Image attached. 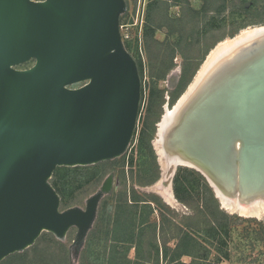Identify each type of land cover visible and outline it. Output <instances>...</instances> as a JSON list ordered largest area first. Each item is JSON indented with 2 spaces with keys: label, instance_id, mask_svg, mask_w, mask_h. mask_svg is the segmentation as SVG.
Wrapping results in <instances>:
<instances>
[{
  "label": "water",
  "instance_id": "95a60500",
  "mask_svg": "<svg viewBox=\"0 0 264 264\" xmlns=\"http://www.w3.org/2000/svg\"><path fill=\"white\" fill-rule=\"evenodd\" d=\"M127 10L126 0H0V264L44 232L64 240L73 228L77 264L114 175L85 209L62 210L51 180L132 145L143 82L121 33ZM162 141L176 162L161 163L163 178L171 167L196 170L222 209L224 199L264 202V31L210 68ZM160 184L173 188L170 178L148 190Z\"/></svg>",
  "mask_w": 264,
  "mask_h": 264
},
{
  "label": "trees",
  "instance_id": "16d2710c",
  "mask_svg": "<svg viewBox=\"0 0 264 264\" xmlns=\"http://www.w3.org/2000/svg\"><path fill=\"white\" fill-rule=\"evenodd\" d=\"M228 1L224 0V5L220 7L221 9L219 8V11L225 10ZM153 2H156V0H152L148 5L147 22L143 28L145 38L154 37L161 26L162 28H168L169 35L182 33V30H185V21L181 23L180 19L174 20L173 18L168 19L165 25L160 23L156 27L152 14L156 5ZM253 4L254 7L246 12L250 13L256 8V3L254 2ZM188 11L196 16L201 12L205 13L207 6L203 4L201 10L192 7ZM230 20L233 23H243L247 21V16L242 13H233ZM212 23L214 26H218L215 24V19L212 20ZM245 27L246 25L241 24L239 29ZM182 41H184L183 35L176 44H180ZM125 46L133 57L137 55L140 59L138 36L126 40ZM136 61L140 75L143 78L142 61L141 59ZM169 64L160 62L157 72L152 73L147 115L144 118L141 130H139L137 144L132 148V155H130L128 160L126 159L128 154H126L118 160L104 164L105 166H113L114 163L115 165L120 163L121 171L118 174V178L122 185V190L118 193L119 198L115 203L110 202L109 199L103 203L98 223L90 234L86 250L84 251V254L87 252L89 255L85 257L82 254L79 264H151L152 257L156 264H160L161 258L164 261H169L168 264H222L223 262L247 264L248 256L245 257L244 253L242 255L239 254L235 260L232 259V251L230 250L232 243H238L235 247L236 250L242 249L248 252L258 249L260 252L254 264H264V221L259 222L256 219L231 217L222 211L212 188L200 173L181 168L180 171L192 174V178L188 175L183 177L181 173L174 180L176 198L197 213L188 217L185 222L178 223V225H176V222L172 223L171 231L174 230L175 236L161 237L164 241L162 255L158 240L160 237L157 236L164 227H159L157 221L152 220L154 215L152 203H156L162 213H164V209L169 208L156 195H142L134 188H131L130 193L128 192L125 171L127 164L133 168L137 166V182L142 186L151 185L159 179V166L152 141L156 132L155 124L161 115L160 109L164 102V92L158 89L155 79L164 78L165 74L170 70ZM137 132L138 130L135 133L136 136ZM135 141L136 138L134 139ZM98 168L99 166L97 168L94 166L63 167L55 171L52 185L61 196L62 207L67 208L72 204L79 203L76 196L77 192L83 187L96 182L100 175L103 174L104 169L100 170ZM133 168L131 177L134 180ZM203 188L210 196L209 199L206 198L204 201L201 198ZM113 207L116 210L114 214L111 213ZM161 215V222L164 224L167 219L166 216ZM230 218H238L246 223L247 227L242 228L244 229L243 233H237V228L233 223H230ZM195 234L199 237H196ZM173 243H176L174 248L172 247ZM60 244L64 257L58 260L57 257L49 254L48 248L39 250L38 246H35L33 255L30 256L28 252L15 254L1 264H72L70 251L63 243ZM134 246L137 248L135 260L130 257ZM152 251L155 252L152 253ZM211 253L216 254L215 261H210L209 255ZM185 259L190 261L187 262Z\"/></svg>",
  "mask_w": 264,
  "mask_h": 264
},
{
  "label": "rangeland",
  "instance_id": "374dc122",
  "mask_svg": "<svg viewBox=\"0 0 264 264\" xmlns=\"http://www.w3.org/2000/svg\"><path fill=\"white\" fill-rule=\"evenodd\" d=\"M36 1H44V0H36ZM128 10L127 12L122 16L121 18V33L123 36L124 43L126 40L136 38L138 36L139 39V55L140 59L143 64V101L141 105V111L139 116V122L137 127V136L135 135L134 139L136 138V141L132 142V145L129 149V151L126 153L128 154V158L130 157L132 148L137 144V138L139 135V130H141L144 118L147 115V109H148V99L150 94V86L152 83V73L157 72V67L160 62H164L165 64L170 65V70L165 74L164 78L161 79H155L158 89L163 91V103L161 106V115L158 120V122L155 124V137L152 141V146L155 151V155L157 157V163L159 166V179L154 182L151 185L142 186L137 182V171L136 167L134 168L132 166H129L128 164L125 167L126 175H127V189L130 193L131 188H134L138 193L144 195H156L163 203L169 208L164 209V213H162L158 207L157 204L152 203V207L154 209V215L152 220L157 221V223L160 226H163L164 229L162 231H159V235L157 237L159 240L160 245V252L162 255V248L164 241L161 237H174L175 233L174 230L171 231L172 223H182L185 222L186 219L193 214L197 213L194 209L190 208L186 204L181 203L175 196L174 191V180L177 177V175L181 174V176L188 175L190 178H192V174H188L185 171H180L181 168L184 169H191L188 167H178L176 170L175 168L169 169V171L166 174V178H163V167L160 162V156L157 152V149L155 147V141L159 138V129L160 125L162 124L164 117L167 114V111L169 109L173 110L175 106L180 102V100L183 98V96L187 93L189 90L191 84L194 82L196 76L198 75V72L202 69L203 65L206 63L208 56L211 54L213 49H215L221 42L225 40H231L239 36V34L242 33V31L248 29V28H254V27H262L264 26V0H229L227 7L225 10L219 11V8L224 5V0H156L155 3L156 7L154 8L153 14V21L154 25L158 27V24L165 25L168 22V19H180L181 23L185 21L186 24L185 30H182V33H175L173 35H169V30L166 27L161 26L156 31V34L154 37H148L145 38L143 28L147 22V16H148V5L152 2V0H126ZM256 3V8L253 9L252 12L248 13L250 8L252 9L254 7L253 3ZM249 3L250 7L247 8L246 5ZM203 4H206L207 11L205 13H199L198 15L194 16L190 13L189 8H194L201 10ZM247 8V10H246ZM221 9V8H220ZM250 9V10H251ZM249 10V11H250ZM233 13H242L247 16V21L233 23L231 22L230 18ZM169 15V16H168ZM216 20V25L212 23V20ZM246 25L245 28L239 29L240 25ZM239 29V30H238ZM239 33V34H238ZM181 34V35H180ZM183 35L184 41L180 44H176L181 36ZM136 57V58H135ZM135 60H140L137 55H135ZM173 63V65H171ZM27 66V65H25ZM26 68V67H22ZM184 68V75L182 77L181 70ZM175 72V73H173ZM175 74V76L173 75ZM184 80V81H183ZM171 97V98H170ZM125 154V155H126ZM124 155V156H125ZM137 156V154H135ZM122 158V157H121ZM120 159V158H119ZM118 160V159H116ZM115 161V160H113ZM113 161H107L98 164L97 166L94 165V167H98V169L103 170V174L100 175V177L97 179L96 182L92 183L91 185L87 187H83L80 189L76 196L77 201L79 203L72 204L68 206L67 208L62 207V210H66L68 208H74L79 207L82 209L86 208L87 200L91 198L93 195H95L98 191H100L108 178L111 175H114V188L111 193L105 194L102 201L100 202L99 206V212L96 219V222L94 223V226L92 230L89 232L85 243L81 249L80 256L78 259L77 264H79L81 255L84 254V251L86 250L87 244H88V238L90 237V234L94 231V228L96 227L99 219L100 211L102 210L101 207L103 203L107 199H109L110 202H116L118 197V193L122 190V185L120 184L118 174L121 171L120 163L110 166H105L104 164L110 163ZM115 168V169H114ZM132 168L134 171L135 179L133 180L131 177L132 174ZM196 171V170H194ZM197 172V171H196ZM199 173V172H198ZM201 174V173H200ZM202 175V174H201ZM203 176V175H202ZM55 177V176H53ZM172 178V192L174 196L173 204L169 203L165 200V198L159 194L157 191H149L148 188H151L158 184L161 181H167L168 179ZM206 179V178H205ZM53 179L51 180L52 183ZM207 181V179H206ZM209 184V182L207 181ZM165 188L171 187V185H165L163 184ZM209 186L212 188V186L209 184ZM215 198L219 201L220 209L227 213L231 217H238L240 219H256L259 222L264 221V215L261 218H249V217H243L238 213H232L229 210L222 209V205L220 203V200L217 198L215 190L212 188ZM203 194L202 199H209L208 192L205 191L203 188ZM108 201V202H109ZM115 209L113 207L112 214L115 213ZM166 216V221H164V224L162 221V215ZM172 217V218H170ZM238 218H230V223L237 228V233L241 234L244 232L243 227H247L246 223L242 222ZM162 227V228H163ZM149 235V233H147ZM77 235V229L73 228L70 230V232L67 235V238L64 240L58 239L54 234L50 232H44L43 235L38 239L36 244L29 248L28 250L24 252H28L29 255H33L34 253V247L38 246L39 250H43L48 248L49 254L54 255L57 257V260L59 258L64 257V253L61 249V244L63 243L68 251L71 253V246L76 238ZM196 236V234H195ZM199 237V236H196ZM176 243L172 244V247H175ZM238 243H232L230 250L232 251V259L235 260L237 256L240 254L242 255L244 253V256H248L247 264H254V261L256 260L258 253L260 252L258 249L254 251H248L245 252L242 249L236 250V246ZM239 246V245H238ZM23 252V253H24ZM155 251H152L154 253ZM20 254V253H17ZM137 254V248L134 246L132 248V251L130 253V257L135 260V255ZM89 253H85L84 256L87 257ZM242 256V257H244ZM210 261H215L216 254L211 253L209 255ZM8 259V258H7ZM6 259V260H7ZM185 261L189 262V259H185ZM245 261V260H244ZM169 261H164L163 258L160 260V264H168ZM76 263V262H75ZM151 264L154 263V259L152 257ZM222 264H231L228 262H223ZM245 264V263H244Z\"/></svg>",
  "mask_w": 264,
  "mask_h": 264
},
{
  "label": "bare ground",
  "instance_id": "6f19581e",
  "mask_svg": "<svg viewBox=\"0 0 264 264\" xmlns=\"http://www.w3.org/2000/svg\"><path fill=\"white\" fill-rule=\"evenodd\" d=\"M264 31V26L262 27H254V28H248L244 31H242L239 36H237L234 39H229L221 42L219 47L216 49H213L211 52V55L209 56L208 61L203 65L202 69L198 72V75L196 76L194 82L191 84L189 90L187 93L183 96V98L180 100L179 104L175 106L173 110L169 109L167 111V114L165 116V119L163 123L160 125L159 129V140L156 142V149L160 156L161 163L163 167H169L173 162L176 164L175 159H169L168 156L165 154V145H163L162 136L165 134L166 130L170 127V124L173 123L176 113L178 112V105L182 103L189 95L194 91V89L197 87V85L203 80L205 75L209 72L210 68L217 63L220 59H222L224 56L235 50L238 46L242 45L243 43H247L253 39H255L258 35H260ZM171 158V157H170ZM178 164H182L181 161H178ZM218 193L222 195V193L217 190ZM158 192L161 194L166 201L173 204L174 196L173 192L171 190V187L165 188L163 185H158ZM224 206L226 210H229L232 213H238L243 217H258L261 218L264 215V202L257 201L256 203L249 205V206H243L238 201H232L229 199H224Z\"/></svg>",
  "mask_w": 264,
  "mask_h": 264
},
{
  "label": "flooded vegetation",
  "instance_id": "af4514ba",
  "mask_svg": "<svg viewBox=\"0 0 264 264\" xmlns=\"http://www.w3.org/2000/svg\"><path fill=\"white\" fill-rule=\"evenodd\" d=\"M33 61L32 62H30L29 64H27V66H24V67H26V68H29V67H31L32 65H33ZM181 72V74H182V77H183V75H184V68L180 71ZM173 73H175V72H173ZM174 76H175V74H173ZM171 98V97H170Z\"/></svg>",
  "mask_w": 264,
  "mask_h": 264
}]
</instances>
